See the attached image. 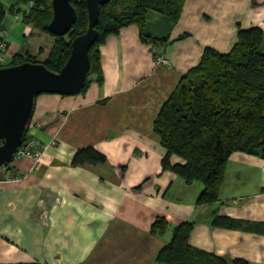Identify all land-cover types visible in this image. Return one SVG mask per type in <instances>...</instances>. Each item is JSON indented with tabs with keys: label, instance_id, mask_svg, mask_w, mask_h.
Masks as SVG:
<instances>
[{
	"label": "crops",
	"instance_id": "obj_1",
	"mask_svg": "<svg viewBox=\"0 0 264 264\" xmlns=\"http://www.w3.org/2000/svg\"><path fill=\"white\" fill-rule=\"evenodd\" d=\"M2 1L7 61L46 58L54 38L25 22L16 0ZM254 25L264 32V0H184L175 24L149 11L146 32L166 42H144L137 25L125 26L99 43V69L85 89L39 94L27 136L44 150L15 159L21 178L0 183V264H169L157 255L185 221L186 264H264V157L234 151L218 199L201 202L202 182L163 168L167 149L154 128L205 48L227 52L239 28ZM85 147L105 160L74 162ZM170 162L185 160L173 154ZM158 219L162 232L152 230Z\"/></svg>",
	"mask_w": 264,
	"mask_h": 264
},
{
	"label": "trees",
	"instance_id": "obj_2",
	"mask_svg": "<svg viewBox=\"0 0 264 264\" xmlns=\"http://www.w3.org/2000/svg\"><path fill=\"white\" fill-rule=\"evenodd\" d=\"M77 19L65 35H55L48 29L53 17L52 0H16L23 11V20L49 32L54 45L43 62L59 71L71 52L73 38L86 31L88 10L86 0H72ZM15 4V6H16ZM32 4L30 8L28 6ZM184 0H110L101 6L97 41L89 50L91 75L99 69L98 45L107 35L118 33L123 27L135 24L142 41L163 43L166 37L151 36L146 32L149 11H157L173 23L181 17ZM23 6L25 9L23 10ZM6 15L0 0V29ZM69 36V38H67ZM25 60L37 61L31 54H17L1 66ZM82 89V90H83ZM81 90V91H82ZM167 153L163 168H171L186 182L200 181L204 188L198 198L201 202L218 199L224 181L227 162L236 150H246L264 157V32L260 26L239 28L237 40L227 52L207 46L200 62L183 76L170 98L164 102L154 123ZM27 133L24 136L25 140ZM176 154L184 163L171 164ZM105 154L94 147L79 149L74 162L97 163ZM218 216L215 221L223 222ZM163 219H158L152 230L162 232ZM192 222L179 224L171 241L158 253L157 261L186 264L191 247L188 242ZM200 254H206L200 251ZM208 254V253H207ZM16 264H43L38 261ZM218 264H226L219 259ZM235 264H248L236 259Z\"/></svg>",
	"mask_w": 264,
	"mask_h": 264
},
{
	"label": "water",
	"instance_id": "obj_3",
	"mask_svg": "<svg viewBox=\"0 0 264 264\" xmlns=\"http://www.w3.org/2000/svg\"><path fill=\"white\" fill-rule=\"evenodd\" d=\"M110 0H86L88 26L75 36L71 52L59 71L43 61H30L0 67V167L11 161L26 135L36 98L41 93L77 94L86 85L90 69L89 50L99 37L96 25L101 6ZM53 17L48 29L65 35L77 19L72 0H52ZM21 11V7H17Z\"/></svg>",
	"mask_w": 264,
	"mask_h": 264
},
{
	"label": "built area",
	"instance_id": "obj_4",
	"mask_svg": "<svg viewBox=\"0 0 264 264\" xmlns=\"http://www.w3.org/2000/svg\"><path fill=\"white\" fill-rule=\"evenodd\" d=\"M32 4L28 6L30 8ZM8 31L6 29L0 30V64H3L7 61V46H8V40H7ZM158 60L160 62H167V59L163 56H159ZM2 141H0V144ZM36 140L32 137H26L25 140H23L20 147L17 149V151L14 153L11 161L3 164L0 167V183L7 182V181H16L21 178V173L17 170L16 166L14 165V160L18 159L20 157L24 156H31L34 158H38L42 151L44 150L43 146L36 147L35 146Z\"/></svg>",
	"mask_w": 264,
	"mask_h": 264
},
{
	"label": "rangeland",
	"instance_id": "obj_5",
	"mask_svg": "<svg viewBox=\"0 0 264 264\" xmlns=\"http://www.w3.org/2000/svg\"><path fill=\"white\" fill-rule=\"evenodd\" d=\"M25 9V6H23V10ZM22 14L23 13V11H21V12H19L18 14ZM39 29V28H38ZM41 31H43V32H46V33H48L49 35H51L49 32H47V31H44V30H42L41 29ZM52 36V35H51ZM53 37V36H52ZM67 38H69V36H67ZM30 55V54H29ZM39 55H41V53H39V54H36V55H32L31 54V56H34L35 57V59L37 60V61H43V60H45L47 57H48V55H47V57L46 58H44V59H41V58H39Z\"/></svg>",
	"mask_w": 264,
	"mask_h": 264
}]
</instances>
